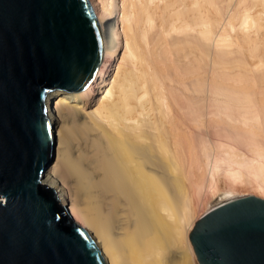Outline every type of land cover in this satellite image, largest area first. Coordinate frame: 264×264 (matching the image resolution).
<instances>
[{
  "label": "bare ground",
  "instance_id": "6f19581e",
  "mask_svg": "<svg viewBox=\"0 0 264 264\" xmlns=\"http://www.w3.org/2000/svg\"><path fill=\"white\" fill-rule=\"evenodd\" d=\"M92 4L103 59L86 89L45 96L56 159L42 181L89 230L106 264H199L189 232L201 178L190 181L195 143L172 114L171 88L189 76L196 124L199 93L211 82L216 111L235 130L220 157L203 151L211 177L222 171L230 180L219 199L234 198L243 180L264 197V0Z\"/></svg>",
  "mask_w": 264,
  "mask_h": 264
},
{
  "label": "water",
  "instance_id": "95a60500",
  "mask_svg": "<svg viewBox=\"0 0 264 264\" xmlns=\"http://www.w3.org/2000/svg\"><path fill=\"white\" fill-rule=\"evenodd\" d=\"M103 49L90 0H0V264H106L89 230L71 215L65 221L57 190L42 181L55 147L45 96L86 89ZM189 239L200 264H264V197L217 204Z\"/></svg>",
  "mask_w": 264,
  "mask_h": 264
},
{
  "label": "rangeland",
  "instance_id": "374dc122",
  "mask_svg": "<svg viewBox=\"0 0 264 264\" xmlns=\"http://www.w3.org/2000/svg\"><path fill=\"white\" fill-rule=\"evenodd\" d=\"M90 1L92 3L94 2V0H90ZM208 68H209L208 65H206L203 68V70H205L203 72L205 74L208 73L207 75L209 76V73H210L209 69L210 68L209 69ZM189 80H190L189 76L184 75L183 81H181V82L175 81V80L173 81V85L175 82L176 83L171 88V90H172V95H171V97H172L171 108L172 109H171V111H172V114L176 117V119L177 118L179 119V120H177V123L179 126L181 125V127H180L181 132H183L184 135L187 134L186 135L187 139L191 137L190 139H192L195 143L194 144L195 145L194 155L196 157H195V161L193 162L194 164L189 168V171L191 174L190 175L191 176L190 181L195 183L201 178L200 183L197 182L201 185V190L199 192L200 193L199 201L196 203V210H195V214H194L195 216L193 217L194 218L193 221L195 222L209 208L217 205L218 203L225 201V199H223V198L219 199L220 198V188H221L220 186L228 185L230 183V180L224 175V173L222 171L215 173L211 177V175L209 173L208 166L205 165V157L203 155V151L209 150V151L215 153V157H217V158L220 157V155H222V154H220V153H222L221 149L225 148L226 145L229 143H234L233 137H234L235 130L216 111V106H215L216 102L213 101L212 95H211L212 93L210 92V90L211 91L213 90V85L211 84V82L210 83L207 82L206 83L207 88L205 86L206 90L204 89L201 93H199V101H198L197 106L200 108L199 109L200 115H199L197 123L194 124V121L191 118V116H192L191 115V109L193 106H192V102H191L192 95L189 94L190 93V85H189L190 81ZM208 84H210V85L208 86ZM253 84L256 88L259 87L258 82L255 81V82H253ZM210 86H211V88H210ZM174 93H176V94H174ZM177 94H180V95H177ZM195 136L197 137L198 140L195 138ZM71 139H73L72 141L75 144H78L79 142H81L80 137H78L77 135ZM197 142H198L199 146H198V144H196ZM55 144H56V142H55ZM79 145H80V143H79ZM211 149H213V150H211ZM242 149L246 152L248 151L246 146H242ZM247 153H250V152L248 151ZM188 155L190 156V154L187 153V156ZM55 159H56V149L54 147V157L50 163H52ZM60 172H61V168H60ZM193 178H196V179H193ZM66 182H67L66 184L68 186L67 190H69V192L73 196V199L75 201H78L77 197L74 195V193L71 189L72 184L68 181V179L66 180ZM235 184H236L235 185L236 191H235L234 197L246 195V194H261V195L263 194V193H261V191L256 189V187H254V185L248 183L246 180H243L242 182L239 181ZM203 185H204V188H203ZM214 188L216 190L215 193H213ZM209 204H211L210 207L208 206ZM192 248H193V246H192ZM195 257H196V255H195Z\"/></svg>",
  "mask_w": 264,
  "mask_h": 264
},
{
  "label": "trees",
  "instance_id": "16d2710c",
  "mask_svg": "<svg viewBox=\"0 0 264 264\" xmlns=\"http://www.w3.org/2000/svg\"><path fill=\"white\" fill-rule=\"evenodd\" d=\"M48 91V90H47ZM43 188L44 189H47L48 187L47 186H43ZM62 216L64 217V219H65V221H71L72 220V218H71V216L69 215V213L68 212H64V211H62Z\"/></svg>",
  "mask_w": 264,
  "mask_h": 264
}]
</instances>
